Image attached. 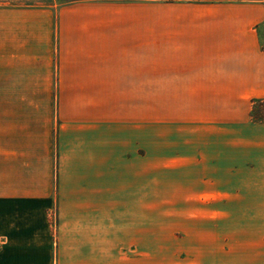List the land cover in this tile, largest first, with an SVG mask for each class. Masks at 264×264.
<instances>
[{"label":"rangeland","instance_id":"1","mask_svg":"<svg viewBox=\"0 0 264 264\" xmlns=\"http://www.w3.org/2000/svg\"><path fill=\"white\" fill-rule=\"evenodd\" d=\"M192 4L0 0V109L48 108L52 140L58 137L61 112L70 114L76 101L59 97L63 66L97 53L87 31L100 28L110 34L127 27V80H137V92L127 98V242L115 244L118 264L126 257L127 264H264V133L245 121L251 99L136 97L142 94L139 80L154 79L157 69H171L155 66L171 52L141 44L153 41L162 25L185 21L172 17L189 16ZM101 53L108 64L115 56L108 46ZM106 105L112 108L113 101ZM45 115L24 117L29 126L41 125ZM87 117L89 125L110 118ZM58 157L53 147L55 186ZM43 217L46 232L57 238L56 211Z\"/></svg>","mask_w":264,"mask_h":264},{"label":"crops","instance_id":"2","mask_svg":"<svg viewBox=\"0 0 264 264\" xmlns=\"http://www.w3.org/2000/svg\"><path fill=\"white\" fill-rule=\"evenodd\" d=\"M173 1L191 2L194 10L173 16L186 20L162 25L153 41L141 44L171 52L155 63L171 69L139 80L142 94L136 97L249 98L245 121L264 133V104L257 102L264 100V0ZM110 31L111 37L100 28L87 31L97 53L63 66L59 97L76 101L70 114L59 116L57 140L48 108L0 109V264H118L115 244L127 242V98L137 92V80H127V27ZM105 46L115 55L110 64L100 58ZM213 67L225 69H195ZM36 114L48 116L30 128L24 116ZM105 114L109 121L88 124L87 116ZM53 147L59 151L58 186L52 181ZM52 208L55 239L43 217Z\"/></svg>","mask_w":264,"mask_h":264},{"label":"trees","instance_id":"3","mask_svg":"<svg viewBox=\"0 0 264 264\" xmlns=\"http://www.w3.org/2000/svg\"><path fill=\"white\" fill-rule=\"evenodd\" d=\"M258 103L260 102L261 104H264V100H261V101H257Z\"/></svg>","mask_w":264,"mask_h":264}]
</instances>
